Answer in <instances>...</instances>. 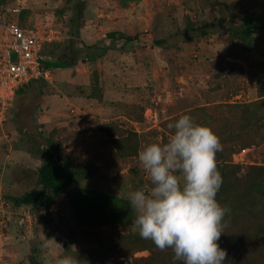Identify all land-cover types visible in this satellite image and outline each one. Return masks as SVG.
I'll return each instance as SVG.
<instances>
[{
    "label": "rangeland",
    "instance_id": "obj_1",
    "mask_svg": "<svg viewBox=\"0 0 264 264\" xmlns=\"http://www.w3.org/2000/svg\"><path fill=\"white\" fill-rule=\"evenodd\" d=\"M71 16L65 0H0V20L61 31L62 40L46 44L43 53L60 54L72 36ZM214 18L223 21L209 34L189 31ZM244 19L264 25V0L86 1L75 39L102 46L111 31L137 39L118 41L97 60L82 52L74 67L49 70L20 93L0 97V264H61L66 258L143 264L149 251L135 250L151 241L133 225L78 221L62 199L49 209H27L8 196L33 187L47 139L96 170L75 186L124 199L130 191L149 190L138 152L166 143L169 123L185 114L206 123L208 111L197 108L250 103L264 94V31L242 39L224 30ZM244 150L234 163L264 164V143Z\"/></svg>",
    "mask_w": 264,
    "mask_h": 264
},
{
    "label": "trees",
    "instance_id": "obj_2",
    "mask_svg": "<svg viewBox=\"0 0 264 264\" xmlns=\"http://www.w3.org/2000/svg\"><path fill=\"white\" fill-rule=\"evenodd\" d=\"M86 1L65 0L72 11V36L59 55L51 50L42 53L44 69L63 70L74 67L82 52L88 59L97 60L106 50L117 49L118 41L131 42L137 39L136 36H126L116 31L107 33L102 46H88L75 39L81 27ZM221 20L214 18L190 27L189 31L205 36L211 32V28L217 27L223 21ZM230 23L224 30L233 38L249 39L264 31V25L252 19ZM163 42L164 40H159L157 43ZM35 81L37 79L18 87L15 93L29 88ZM197 110L208 111L206 123L199 124L211 127L223 146V150L216 154L217 168L223 177L216 199L222 206L230 208V213L225 216V233L218 241L220 247L227 250L225 264H264V164L241 165L233 162V157L242 150L264 143V94L250 103L217 104ZM216 110H221L219 116L215 115ZM222 110L228 111L229 115ZM46 141L48 149L40 148L43 161L34 171L33 187L21 195L8 196L15 207L49 209L57 199H62L75 213L78 221L89 224L132 225L133 214L126 199L94 188L75 186L78 177L93 175L96 170L89 163L72 159L55 149L50 139ZM119 141L114 143H121ZM145 249L149 251V256L143 259V264H174L171 249L161 251L151 242L148 246L137 248L135 252ZM32 264L38 263L32 260ZM175 264L180 262L176 261Z\"/></svg>",
    "mask_w": 264,
    "mask_h": 264
},
{
    "label": "clouds",
    "instance_id": "obj_3",
    "mask_svg": "<svg viewBox=\"0 0 264 264\" xmlns=\"http://www.w3.org/2000/svg\"><path fill=\"white\" fill-rule=\"evenodd\" d=\"M168 127L166 143H151L138 152L151 187L126 195L134 231L161 251L171 249L174 264H225L227 250L218 241L230 208L216 199L223 183L216 160L223 150L220 138L188 114ZM61 264L75 261L66 258Z\"/></svg>",
    "mask_w": 264,
    "mask_h": 264
},
{
    "label": "built area",
    "instance_id": "obj_4",
    "mask_svg": "<svg viewBox=\"0 0 264 264\" xmlns=\"http://www.w3.org/2000/svg\"><path fill=\"white\" fill-rule=\"evenodd\" d=\"M61 34L49 24L28 26L12 17L0 20V97L3 100L30 80L47 78L49 70L42 66V51L46 44L61 41Z\"/></svg>",
    "mask_w": 264,
    "mask_h": 264
},
{
    "label": "crops",
    "instance_id": "obj_5",
    "mask_svg": "<svg viewBox=\"0 0 264 264\" xmlns=\"http://www.w3.org/2000/svg\"><path fill=\"white\" fill-rule=\"evenodd\" d=\"M47 45H49V44H47ZM45 47H46V46H45ZM44 49H45V48H43V51H44ZM43 51H42V53H43ZM63 70H64V69H63Z\"/></svg>",
    "mask_w": 264,
    "mask_h": 264
}]
</instances>
